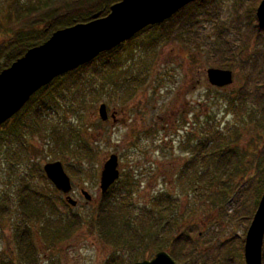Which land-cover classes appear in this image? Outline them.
Instances as JSON below:
<instances>
[{
  "label": "rangeland",
  "instance_id": "1",
  "mask_svg": "<svg viewBox=\"0 0 264 264\" xmlns=\"http://www.w3.org/2000/svg\"><path fill=\"white\" fill-rule=\"evenodd\" d=\"M209 1H214V6L211 14L204 12L199 17L197 26L202 35L197 45L178 39L161 43L155 49L143 47L136 52L135 66L119 73L120 86L110 85L103 94H93L80 113L68 110L69 103L59 99L62 106L47 114L51 129L26 135L29 140L26 147L7 134V129L0 132L1 258H5L2 253L14 237V227L28 223L36 230L32 236L39 252L38 264H48L45 252L57 264H108L110 259L129 264L133 253L140 259L155 254L158 250L147 248L145 241L152 239L163 225L164 231L165 228L169 231L167 222L173 221L169 237H188L197 252L191 257L187 251H178L179 261L246 264L245 237L264 190V33L263 40L258 39L256 32L249 37L256 25L251 9L257 4V10L262 0H206ZM218 26L228 27V38L242 50L238 60L230 63L234 83L221 88L210 85L204 71L215 66L211 65L214 60L208 48L218 43ZM245 39H249L246 48L242 47ZM260 49L263 50L258 53ZM195 60L201 66L194 67ZM97 65L96 62L79 73L63 77L62 81L69 83L71 77L85 72L99 86L102 77L109 74L102 70L101 77L94 79L92 71ZM136 77L139 79L133 80ZM41 96H35L24 107V113ZM126 97L129 99L122 101ZM102 102L110 113L115 108H125L122 116L126 123H103L98 113ZM70 124L84 130L81 137L77 136L75 148L89 142L93 148L90 158L76 159L72 151H61L46 135L55 125L65 129ZM13 125L11 120L9 126ZM8 143L20 156H14V151L9 154ZM112 153L119 155L123 174L105 199L115 211L109 214L118 218L116 224L123 240L131 239L119 245L105 238L96 225L104 199L99 190L100 174ZM57 160L62 161L71 177L72 196L78 204L62 206L61 212L49 214L48 225H62L74 215L82 222L72 236L53 244L47 243L40 233L42 226L47 225L45 221L26 222L17 212L18 189L20 181L28 182L31 190L55 195L52 202L62 203V194L46 190V180L38 173L45 162ZM185 166L187 173H181ZM195 175L197 183L189 179ZM79 185L92 194L91 201L79 192ZM168 199H174L172 208L168 207ZM158 204L165 208L164 212L158 211ZM47 208L53 210L50 203ZM143 226L148 235L142 240L134 233L131 235V227L141 232ZM164 249L170 251L167 246Z\"/></svg>",
  "mask_w": 264,
  "mask_h": 264
},
{
  "label": "trees",
  "instance_id": "2",
  "mask_svg": "<svg viewBox=\"0 0 264 264\" xmlns=\"http://www.w3.org/2000/svg\"><path fill=\"white\" fill-rule=\"evenodd\" d=\"M119 1L121 0H0V72L11 66L17 59L23 57L29 49L45 43L54 32L78 23L89 22L94 19L96 14H98L99 17H104L110 13L112 5ZM213 6L214 1L206 2V0H196L191 2L169 20L148 27L144 34L140 36L139 41L137 40L135 44L132 43L134 39L127 43L120 44L111 50L102 52L89 63L83 64L55 78L31 97L27 103L28 105L33 102L35 96L44 94L41 98L37 99V102H35L36 104L32 105L28 112L24 113L23 111L24 107L27 106L26 104L21 111L11 119L14 120V125L10 127L9 122H11V120H8L0 127V132L7 129V134L14 136L15 141L22 142L23 146L26 147L29 142L26 135L30 133L38 134L42 131L51 129V125L47 121V114L55 107L62 106L59 99L62 98L69 103L68 110L80 113L79 111L85 108L87 100L93 94H103L107 90V86L110 85H114L116 88L120 86L118 85L119 73L126 69L131 70L133 66H135L136 52L143 47L147 50L155 49L161 43H170L178 39L192 46L200 43V36L202 33L197 26L199 24V17L201 13L204 12L211 14V8ZM256 7L257 4L251 9V14L255 16L256 25L255 30L249 37L255 35L256 32L258 39L263 40L261 34L264 33V28H259L257 24ZM229 31L230 29H228V27L218 26V43L208 48V53L214 60L211 65L232 68L230 63L238 60V56L241 55V48L235 47L234 40L228 38L227 34ZM248 40L249 39L244 40L242 47L246 48L248 46ZM262 50L263 49H260V51L257 52L259 53ZM124 51L126 53H124ZM96 62L98 65L94 68V71H92L94 79L101 77L100 73L102 70H105V72L109 74L102 77V82L99 86L95 85L91 81V77H88L85 72L78 74L73 79L71 77L69 83H67V80H65L66 82L62 81L63 77L79 73ZM138 79L139 77L133 78L135 81ZM83 133L84 130H81V128L78 129L70 124V126L65 129L55 125L52 127V132L46 135H49L52 140L56 142L58 145L57 148H60L61 151H72L76 159L83 161L90 158L91 156L89 157V155L93 154V148L89 142H84L85 144H83V147L80 149L75 148L77 147V136L81 137ZM79 139L81 140V138ZM8 146L9 148L7 151L9 154H12V151H14V156H20L21 153L11 146L10 143H8L6 147ZM71 147H74V149H71ZM38 169V173L44 178H47L43 166ZM19 186L21 187L18 190L19 209L22 210L26 222L31 220V216L34 218L36 214L39 215L38 219L45 220L47 215L45 212L46 204L48 207L49 203L52 205L54 211L61 212V208L52 202L54 199L45 197V192L43 193V191L41 192L35 189L31 190L28 182L25 183L24 181H20ZM108 193L111 194V190H109ZM262 193L258 198L257 206ZM173 201L174 199H168V207H173ZM158 205L160 206L158 211L164 212L165 208H162L161 204ZM2 209L4 210V208ZM3 210L1 212H3ZM114 212L111 202L109 203L106 199H103L99 207V219L98 222H96L101 234L117 245H119L120 242L124 244L131 242L130 238L123 240V233L120 231L119 225L116 224L118 218L114 215L110 216L109 214ZM154 215L155 213L151 211V216ZM81 222V218L75 216L74 221L71 223L66 221L61 226L71 224V232H74ZM158 225V221H156L155 228H158ZM24 226L25 227H18L19 229L14 233V238L18 241L30 243L33 241L32 233L34 232L28 224ZM164 226L165 225H163L160 230L161 232L158 231L159 228L154 232L152 238L153 248L155 247V249L161 250L167 246L176 261L178 260V251H187V253H191V257H195L193 253L197 252L194 249L193 242L188 237L181 235L174 238L169 237L170 233L173 232V221L167 222L169 231H166V228L164 231ZM131 228L132 229H129V231H132L131 235L134 233L138 235L141 240L143 236L145 237V235H148L144 230V226L141 232L138 231L137 227ZM63 232L64 230L61 228L60 232H57V234H62ZM166 239L167 244L164 246ZM160 241H162V245L158 244ZM149 242L152 244L151 241ZM147 243L146 240L145 245ZM133 257L132 262L140 258L138 254L135 253H133ZM132 262L130 261L129 264H132ZM179 262L188 264L186 261ZM0 264L15 263L8 262L5 258L0 257ZM108 264H118V262H116L115 259H110Z\"/></svg>",
  "mask_w": 264,
  "mask_h": 264
},
{
  "label": "water",
  "instance_id": "3",
  "mask_svg": "<svg viewBox=\"0 0 264 264\" xmlns=\"http://www.w3.org/2000/svg\"><path fill=\"white\" fill-rule=\"evenodd\" d=\"M195 0H122L112 5L107 16L95 15L92 21L60 29L43 44L29 49L25 55L0 72V127L18 113L30 98L56 77L96 58L120 43L132 38L150 24L164 22L185 5ZM258 26L264 28V0L257 8ZM213 86L224 87L234 82L231 69L210 67L207 70ZM99 116L108 119L105 103L99 106ZM119 156L112 153L103 165L100 190L105 193L120 176ZM47 177L65 194L72 191V180L62 161L44 165ZM87 200L91 194L84 191ZM67 201L76 205L71 195ZM264 192L246 234L244 256L246 264H263ZM134 264H178L168 251L158 252L150 260Z\"/></svg>",
  "mask_w": 264,
  "mask_h": 264
},
{
  "label": "flooded vegetation",
  "instance_id": "4",
  "mask_svg": "<svg viewBox=\"0 0 264 264\" xmlns=\"http://www.w3.org/2000/svg\"><path fill=\"white\" fill-rule=\"evenodd\" d=\"M151 25H148L147 27H145L144 29H142L140 32H138L135 36H133L131 39H129V40H127V41H125V42H123L122 44H124V43H127V42H129V41H131V40H133L132 41V43H134L135 44V42L138 40L139 41V39H140V36L141 35H143L144 34V32L147 30V28L148 27H150ZM140 33V34H139ZM139 34V35H138ZM124 53H126L125 51H124ZM194 67L196 66V68H197V66H201V65H199L198 64V62H197V60H195L194 61ZM200 71H201V69H200ZM205 71V70H204ZM206 77H207V75H205ZM129 98L128 97H126L125 99H123L122 101H125V100H128ZM108 108V107H107ZM125 111H126V109L125 108H123V107H120L119 109H114L113 111H112V113H110L109 111H108V115H109V118L106 120V121H103V123L104 122H110V121H112V122H122V123H126V121H125V119L123 118V114L125 113ZM153 130V129H152ZM147 131H149V132H151L150 130H147ZM190 165H192V164H190ZM183 167V164L181 165V168ZM187 166H185L184 168H183V171L181 172V173H185L186 171H187ZM119 170H120V176L123 174V169H121L120 168V164H119ZM187 173V172H186ZM178 175V174H177ZM100 176H101V174H100ZM181 176H183L184 177V174H182ZM176 177H178V176H176ZM197 178H198V176L197 175H195L194 177H189V179L190 180H192V181H194L195 183H197ZM45 180H46V183H44V187H45V189L46 190H49V192L50 193H54V192H57V193H59V194H62V196H63V201H62V203H55L56 205H58L60 208L62 207V206H64V207H66L69 203L67 202V196L69 195V194H65L63 191H61V190H59L54 184H53V182L47 177V178H45ZM171 180V178L169 179V181L168 182H171L170 181ZM191 181V182H192ZM164 182H167V180L165 179L164 180ZM114 186V185H113ZM112 186V187H113ZM112 187L109 189V190H111L112 189ZM19 190V189H18ZM73 190H74V186H73V183H72V191H71V193H70V195L72 196V193H73ZM78 190H79V192L84 196V191H88L86 188H84V187H82V186H78ZM99 190H100V188H99ZM108 190V191H109ZM108 191L107 192H105V193H103L101 190H100V192H101V194L103 195V198L105 199L107 196H109V195H111V194H109L108 193ZM89 192V191H88ZM90 193V192H89ZM91 194V193H90ZM92 195V194H91ZM162 197H164L165 196V194H162L161 195ZM167 196H169V194H167L166 195V197ZM45 197H48V198H52V199H54L55 198V195H49L48 193H45ZM73 197V196H72ZM91 199H93V196H91ZM77 204H78V201H77ZM76 204V205H77ZM44 205V204H43ZM75 205V206H76ZM20 208V206H19V204H18V209ZM18 213H20L19 215L21 216V215H23L22 217H23V220H25L26 221V219H25V217H24V214L22 213V210L21 209H19L18 211H17ZM46 218H45V220H42V219H38V214H36V216L33 218V216H31L30 217V219L31 220H33V219H35L36 221H45L46 222V224L47 225H43L42 226V228H41V230H40V233H41V235L47 240L46 242L47 243H55V242H57L59 239H66V238H68V237H70V236H72L73 235V233L75 232H71V229H72V225L71 224H66V225H64V226H61V225H59V224H56V225H54V226H52V227H50L49 225H48V222L50 221L48 218H47V216L49 215V214H51V213H54V214H56V211H54V210H50L49 211V209L47 208V206H46ZM45 215V214H44ZM23 220H22V222H23ZM75 220V216L72 218V219H69L68 221L71 223L72 221H74ZM67 221V222H68ZM29 222V221H28ZM16 223H19V221L18 222H16ZM26 224H28V223H26ZM25 225V224H24ZM24 225H21V223L20 224H18V225H16L15 227H14V229H13V234L15 233V231L17 230V229H19L18 227H25ZM1 226V225H0ZM29 227H31V226H29ZM61 228H63V230H64V232L62 233V234H57V232L59 233L60 232V230H61ZM31 230L33 231V232H36V230H34L32 227H31ZM14 237H15V235H14ZM13 236H12V238L11 239H9V243H8V247H7V251L6 252H4V253H2L3 255H4V257H5V259H6V261H8V262H12V263H15V264H38L39 263V252L37 251V248H36V246H35V244H34V242L32 241V242H23V241H18V240H15V238H14ZM149 241H151V243L152 244H150V242ZM148 241V243L145 245V246H147V248H153V239H151V240H149ZM140 248H141V246H139ZM147 248H145V249H147ZM46 249V248H45ZM47 250V249H46ZM160 251H167V250H165L164 248L163 249H161V250H158L155 254H153L152 256H150L149 258H143V259H138V260H136V261H134L132 264H134V263H136V262H138V261H143V260H150V259H152V258H154L155 257V255L158 253V252H160ZM147 252H148V249H147ZM168 252H170V251H168ZM44 256H45V262L46 263H48V264H57V263H52V259L50 260V257H51V254L50 253H47V252H45V254H44Z\"/></svg>",
  "mask_w": 264,
  "mask_h": 264
}]
</instances>
